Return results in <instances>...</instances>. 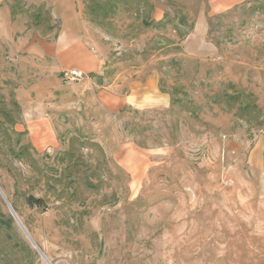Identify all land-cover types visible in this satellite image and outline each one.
I'll list each match as a JSON object with an SVG mask.
<instances>
[{"label": "rangeland", "instance_id": "obj_1", "mask_svg": "<svg viewBox=\"0 0 264 264\" xmlns=\"http://www.w3.org/2000/svg\"><path fill=\"white\" fill-rule=\"evenodd\" d=\"M83 1L93 74L43 55L50 0H0V264H264V0ZM153 71L170 107L106 103Z\"/></svg>", "mask_w": 264, "mask_h": 264}, {"label": "crops", "instance_id": "obj_2", "mask_svg": "<svg viewBox=\"0 0 264 264\" xmlns=\"http://www.w3.org/2000/svg\"><path fill=\"white\" fill-rule=\"evenodd\" d=\"M51 5L55 8V17L61 21L62 31L57 36L56 43L48 44L46 42L45 53L43 55L50 58H63L65 61H71L77 59L81 60L76 64L86 73L93 74L96 71L102 69L103 59L99 50L101 48H86V45H102L101 40L97 38L92 39V43L88 41L91 37L84 33H69L70 28H74L77 21L78 30L85 29V25L92 24L91 22L83 21L86 18L87 11L89 13L90 4L85 5L83 0H50ZM87 1V0H86ZM249 0H211V8L213 12L221 13L232 8L242 5ZM94 2V1H93ZM94 11L97 9L99 2H94ZM87 9V10H86ZM6 11V10H5ZM86 13V15H85ZM160 21V20H159ZM94 30H97L95 26ZM29 28V27H28ZM13 29V28H12ZM76 29V26H75ZM32 30H25L23 36L31 37ZM36 36V33H34ZM33 35V36H34ZM194 35V34H193ZM110 37V36H107ZM193 36L189 38L187 43L189 44ZM65 45V47H64ZM82 46V47H81ZM97 52V53H96ZM102 52V50H101ZM88 62V63H85ZM84 63V64H83ZM83 64V65H82ZM66 65V64H65ZM69 67V65H68ZM107 104L110 108H119V105L129 104L132 107L138 108H168L171 105V97L163 94L160 91V76L157 71L149 73L142 81H136L133 84L132 91L128 97L117 98V96L108 95ZM101 98V97H100ZM99 98V99H100ZM253 167L258 169H264V132L262 136L258 138L253 151L251 153V163Z\"/></svg>", "mask_w": 264, "mask_h": 264}, {"label": "trees", "instance_id": "obj_3", "mask_svg": "<svg viewBox=\"0 0 264 264\" xmlns=\"http://www.w3.org/2000/svg\"><path fill=\"white\" fill-rule=\"evenodd\" d=\"M111 5H112V3L110 4L111 12L108 13L106 17H108L109 15L114 13V11H115V6L112 7ZM97 7L100 8V5L97 4ZM27 204L31 207H34V206H37L39 208H45L46 207V203L43 199H36L34 197H29L27 199ZM0 224H2L3 226H7L8 228H11L12 225L15 224V220L12 216H10V218L5 222L0 219Z\"/></svg>", "mask_w": 264, "mask_h": 264}, {"label": "built area", "instance_id": "obj_4", "mask_svg": "<svg viewBox=\"0 0 264 264\" xmlns=\"http://www.w3.org/2000/svg\"><path fill=\"white\" fill-rule=\"evenodd\" d=\"M82 78V73L76 70L67 71L63 74L65 81H80Z\"/></svg>", "mask_w": 264, "mask_h": 264}, {"label": "water", "instance_id": "obj_5", "mask_svg": "<svg viewBox=\"0 0 264 264\" xmlns=\"http://www.w3.org/2000/svg\"><path fill=\"white\" fill-rule=\"evenodd\" d=\"M0 192H1L2 196L4 197L6 203H7L8 207H9L10 212H11L13 218L18 222V224H20V225L22 226V224H21V222H20L18 216L16 215V213H15L14 209L12 208L11 204H10V203L7 201V199L5 198V195H4V193L2 192L1 189H0ZM25 233H26V232H25ZM29 238H30V237H29Z\"/></svg>", "mask_w": 264, "mask_h": 264}]
</instances>
